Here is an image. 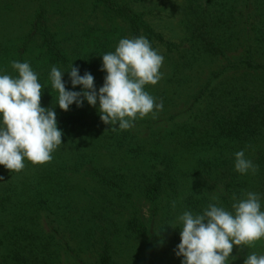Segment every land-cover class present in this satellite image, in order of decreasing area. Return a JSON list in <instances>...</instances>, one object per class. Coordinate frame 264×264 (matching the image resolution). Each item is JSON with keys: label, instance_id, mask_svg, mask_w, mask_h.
I'll list each match as a JSON object with an SVG mask.
<instances>
[{"label": "rangeland", "instance_id": "1", "mask_svg": "<svg viewBox=\"0 0 264 264\" xmlns=\"http://www.w3.org/2000/svg\"><path fill=\"white\" fill-rule=\"evenodd\" d=\"M118 1L144 13L155 33L162 34L174 44L184 43L190 37L184 27L187 21L183 8L185 0ZM225 1L232 9L229 19L239 18V15L241 19L247 12L244 8L248 4L246 2L255 0ZM90 3L91 0H0V75L18 76L11 65L4 68L11 60L28 62L42 85L41 106L45 109L58 99V91L52 87L50 79L53 66L64 72L67 90L83 92L70 88L68 72L71 66L77 67L79 74L84 71L83 75L88 68L94 77V53L106 51L110 44L114 47L121 39L130 38L118 17L105 16L103 10H97L93 17ZM42 4L48 8L50 4L53 19L76 15L78 23H81L50 28L51 32L59 35L60 42L68 51H64L67 55L57 62L38 49V41L34 42L37 37L29 40L26 53L21 55L19 52L29 36L33 11L37 6L41 8ZM6 7L11 13L8 16L4 12ZM78 12L80 16H77ZM9 20L29 21H26L23 31L13 37L12 32L4 29L10 25ZM156 49L164 57L163 79L153 87H162L164 91L170 87V67L165 63L164 49ZM239 51L237 55L238 52L240 55ZM220 61L218 57L208 60L203 56L194 59L191 70L188 67L179 69V63L177 68L181 74L176 79L184 75L187 81L176 90L174 103L158 111L156 116H168L186 108L204 83L205 76L214 71ZM238 75L237 72L231 73L227 78L234 80ZM164 81L167 84L165 88ZM240 83L237 84L242 87ZM234 105L228 103L226 106L230 115L237 111ZM92 108L96 111L90 110L89 115L80 119L84 121L73 119L76 122L73 124L70 120H57L63 133L62 144L52 153L51 162L33 165L25 160V168L19 173L0 165V192L13 190L20 193L25 201H31L33 193L48 191L44 197L48 201L46 210L35 207L32 202L26 206L30 217L26 223L46 237L44 257L37 254L38 258L45 259L44 264H80V259L87 264H101L93 255L95 250L101 249L106 252V258L108 253V264H182L183 257H178L176 250L183 227L178 218L185 211L203 214L209 204L217 203L234 212L232 205L236 201L232 199L233 195L240 200L246 198L248 192L258 194L264 211V165L257 164L255 174L251 171L237 173V176L231 174L236 171V152L244 150L246 158L253 160L260 154L264 155L260 152V147L264 149V144H260L263 139L239 140L236 146L232 144L220 151L211 144L214 129L212 124L206 125L207 121L200 123L196 131L186 117L175 120L173 124H164L162 118L149 115L144 119L137 118L134 127L128 130H120L117 123L113 125L116 131H111L112 126L100 119L99 105ZM67 115H80L75 103ZM181 120L190 122L185 129L192 132V136L178 133L176 127L180 126ZM262 133L264 130H261V137ZM213 196L218 200H213ZM250 253L264 255V239L251 247L242 246L241 249L234 246V258L230 257L228 264H244ZM150 255L154 259L152 263L147 259Z\"/></svg>", "mask_w": 264, "mask_h": 264}, {"label": "trees", "instance_id": "2", "mask_svg": "<svg viewBox=\"0 0 264 264\" xmlns=\"http://www.w3.org/2000/svg\"><path fill=\"white\" fill-rule=\"evenodd\" d=\"M185 3L183 8L186 11L187 21H185L184 27L190 37L181 44H174L165 39L166 37L162 34L155 33L154 26L148 21L144 13L140 10H134L118 0H91L90 7L92 9L90 14L95 17L97 10H103L105 16L114 15L122 20L123 27L127 30L126 34L130 38L142 35L150 41L154 49L157 47L164 49L166 54L165 63L167 67H170L168 68L170 77L168 85L170 87L164 89V91L162 87L158 86L157 88L152 85L145 87V90L155 98L157 103L163 102V109L174 103L173 97L178 93H176V90L181 89L182 83L187 81L184 75L180 79H176L181 74L179 69L188 67L191 70L194 66V59H200L203 56L208 60L214 57L222 60L218 67H215L214 71L212 70L213 72L210 71L205 76L204 83L191 97L186 108L168 116H156V118H162V123L173 124L175 120L186 117L185 119L193 123L197 131V127L201 126L200 123L207 121L206 125L209 127L212 124L214 129L212 133L214 141L211 144L214 147L217 146L216 148H219L220 151L227 149L232 144L236 146L239 140L244 141L251 138L255 141L257 139L264 140V135L261 137V130H264V0L246 2L248 4L244 8L247 12L241 16V19L240 15L239 18L229 19L232 9L225 0H185ZM5 9L6 16L10 15L11 13L7 7ZM79 9L81 8L79 7ZM33 13L34 17L29 23V26L31 25L29 36L25 39L26 44L20 47L19 52L21 55L26 53L29 40L32 41L37 37L39 40L35 39L34 42L38 41V49L43 52L44 56H50L57 62L61 57H65L68 51L60 42L59 35L51 32L50 28L52 26L58 27L61 24L78 26L81 23H78L76 15L64 19H53L50 4L49 8L43 4L41 8L37 6ZM77 14V16H80V12ZM21 16L23 17L22 13ZM26 21L12 22L9 20L10 25L4 29L12 32L11 36L14 37L15 34L21 30L23 31L24 27L27 26ZM117 46L111 47L110 44L106 51H100V53H94L93 55L95 56L93 60L96 61L93 70L97 92L103 86L107 75L106 72L101 71L103 67L102 56L109 52H115ZM239 50H241L240 55ZM237 51H239L238 55ZM230 53L233 55H228ZM11 62L4 68L7 69ZM179 63L180 67L178 69ZM210 63H214V61H210ZM85 71L92 74V70L88 68ZM235 72L239 73L238 78L229 80L227 75ZM81 73L80 75L83 76ZM197 76L198 74L195 79ZM239 81L240 84H243L242 87L237 84ZM166 85L164 81L163 88ZM71 86L70 88H73ZM75 89L84 91L83 86H77ZM57 103L58 99L49 105V109L54 108L57 120H70L73 124L84 121L80 119L89 115L90 110L96 111L93 108L91 109L93 106L87 100H84L82 107L77 106V113L80 115L71 117L67 115V112L60 109ZM228 103L235 104L237 111L234 110L233 115L227 113L226 106ZM98 105L99 102L96 106ZM181 121L180 126L176 127L178 133L191 135L192 132L185 129L190 122ZM0 123H2V118H0ZM195 129L193 127V132ZM71 131H74V128ZM260 144H264V142L261 140ZM260 152L264 153V149L261 147ZM250 160L254 165H264L263 154H260L254 160L253 158ZM91 169L96 171L94 167H91ZM237 173L239 172H231L236 176ZM47 192L45 190L43 193L40 191L33 193L31 201H25L20 193L13 190H2L0 192V264H42L45 260L38 258L37 254L44 257L43 253H45L47 245L46 237L38 234L26 223L30 221L26 206L32 202L35 207L46 210L48 201L44 197ZM93 255L98 263L108 264V253L106 258L104 249L95 250ZM147 259L150 263L154 261L152 255L148 256ZM80 264L87 263L82 262L80 259Z\"/></svg>", "mask_w": 264, "mask_h": 264}, {"label": "clouds", "instance_id": "3", "mask_svg": "<svg viewBox=\"0 0 264 264\" xmlns=\"http://www.w3.org/2000/svg\"><path fill=\"white\" fill-rule=\"evenodd\" d=\"M102 60L101 71L107 75L99 92L90 72L81 76L79 69L71 66L68 73L72 87L84 89L76 92L66 89L64 72L56 66L51 68L50 79L58 91L59 108L67 112L74 103L82 107L87 100L95 107L99 102L100 119L112 126L111 131H116L113 125L117 123L120 130H128L137 118H156L163 102L157 103L145 87L155 86L163 79L164 57L150 41L142 35L123 38L115 52L104 54ZM11 67L18 76L0 75V165L19 173L25 168V160L33 165L51 162L52 153L62 144L63 133L54 108L41 106L42 85L30 64L13 61ZM235 170L255 174L258 166L241 150L235 153ZM232 199L236 201L232 205L234 212L211 203L203 214L185 211L179 216L183 227L176 255L183 257L182 264H228L234 246L251 247L264 239V211L258 194L248 192L244 199L237 200L235 195ZM244 264H264V255L250 253Z\"/></svg>", "mask_w": 264, "mask_h": 264}]
</instances>
